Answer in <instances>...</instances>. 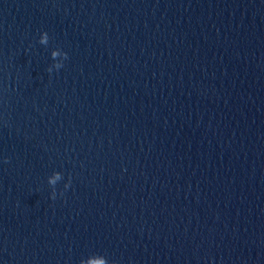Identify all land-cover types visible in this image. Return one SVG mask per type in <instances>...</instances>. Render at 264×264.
I'll return each instance as SVG.
<instances>
[{
	"label": "water",
	"instance_id": "obj_1",
	"mask_svg": "<svg viewBox=\"0 0 264 264\" xmlns=\"http://www.w3.org/2000/svg\"><path fill=\"white\" fill-rule=\"evenodd\" d=\"M263 140L264 0H0V264H150Z\"/></svg>",
	"mask_w": 264,
	"mask_h": 264
},
{
	"label": "clouds",
	"instance_id": "obj_2",
	"mask_svg": "<svg viewBox=\"0 0 264 264\" xmlns=\"http://www.w3.org/2000/svg\"><path fill=\"white\" fill-rule=\"evenodd\" d=\"M49 42V36L47 32H42L40 35L39 43L41 45H47ZM63 55L64 60L68 59V54L66 52H62L60 49H55L51 51V58L53 61L57 59L58 56ZM53 67H55L56 70H59L63 67V63H55L54 65H51L47 71L49 73L53 72ZM5 163L8 162L7 159L4 161ZM61 178V174L59 172L55 173L52 178L49 179L48 183L50 185H55L56 181ZM71 180L69 181L68 184H65V189H67L70 186ZM51 199L55 200L56 199V194L55 191L51 194ZM98 258H92L88 261V264H107V259L100 257L99 254H97Z\"/></svg>",
	"mask_w": 264,
	"mask_h": 264
}]
</instances>
